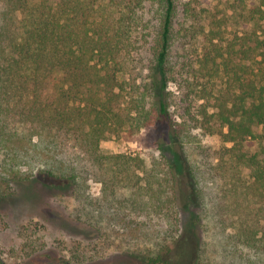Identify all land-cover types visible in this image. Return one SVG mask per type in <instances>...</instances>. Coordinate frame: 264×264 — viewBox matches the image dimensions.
I'll list each match as a JSON object with an SVG mask.
<instances>
[{
	"label": "trees",
	"instance_id": "1",
	"mask_svg": "<svg viewBox=\"0 0 264 264\" xmlns=\"http://www.w3.org/2000/svg\"><path fill=\"white\" fill-rule=\"evenodd\" d=\"M135 1L150 2L156 21L142 89L126 73L134 0H0V196L35 168L55 192L89 179L103 193L118 184L152 191V170L141 159L106 151L101 142L124 124L168 120L178 32L180 65L212 82L213 90L202 84L201 96L208 90L213 116L226 128L200 186L188 168L191 200L206 204L210 192L208 219L218 236L231 249L239 243L251 249L244 264H264V0H187L178 31L176 0ZM200 35L201 51L187 49ZM161 156L171 166L164 147ZM243 166L251 169L249 178ZM176 203L187 222L201 227L187 198L177 196ZM231 249L224 247L227 258Z\"/></svg>",
	"mask_w": 264,
	"mask_h": 264
},
{
	"label": "rangeland",
	"instance_id": "2",
	"mask_svg": "<svg viewBox=\"0 0 264 264\" xmlns=\"http://www.w3.org/2000/svg\"><path fill=\"white\" fill-rule=\"evenodd\" d=\"M176 1L178 31L187 0ZM134 2L138 12L126 73L142 89L156 21L150 2ZM201 38L190 40L193 44L187 43V49L198 47L201 51ZM179 43L177 32L168 84V120L139 128L124 124L101 142L106 151L141 159L143 166L152 170L148 178L153 190L138 191L118 184L103 193L101 183L89 179L80 188L55 192L47 189L35 168L27 179L12 182L10 193L0 196V258L4 264H179L181 247L186 243L192 256L185 264H190L192 257L193 264H244L243 260L253 256L248 246L239 243L231 249V241L227 244L218 236L208 219L210 192L204 193L206 204L191 200L188 168L200 186L207 160L216 162V153L224 144L221 133L226 128L213 116V100L207 92L212 82L197 79L180 65ZM202 84L208 89L204 96ZM167 122L171 129L163 126ZM162 147L171 166L162 161ZM2 158L0 155V161ZM250 172L249 167H241L244 177L249 178ZM146 182L147 177L140 181ZM181 195L190 202V212L200 216L201 227L187 222V214L179 213L176 197ZM224 247L234 252L233 260L225 256Z\"/></svg>",
	"mask_w": 264,
	"mask_h": 264
},
{
	"label": "flooded vegetation",
	"instance_id": "3",
	"mask_svg": "<svg viewBox=\"0 0 264 264\" xmlns=\"http://www.w3.org/2000/svg\"><path fill=\"white\" fill-rule=\"evenodd\" d=\"M190 250H191V247L188 245V243L182 244V247H181V251L182 252L180 253V256H181V259H182L181 261L182 262L180 261L181 263H179V264H185V262H186L185 260L188 259V258H190L192 256ZM188 261H189L190 264H193L194 257H192ZM0 264H4V262L1 260V258H0Z\"/></svg>",
	"mask_w": 264,
	"mask_h": 264
}]
</instances>
